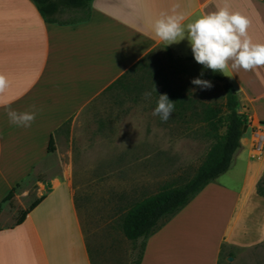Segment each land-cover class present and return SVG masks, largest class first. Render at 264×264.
I'll return each instance as SVG.
<instances>
[{
    "label": "crops",
    "instance_id": "obj_1",
    "mask_svg": "<svg viewBox=\"0 0 264 264\" xmlns=\"http://www.w3.org/2000/svg\"><path fill=\"white\" fill-rule=\"evenodd\" d=\"M223 3L92 0L88 20L63 19L74 24L60 25L47 23L33 0H0V73L9 81L8 89L0 95V203L41 166L60 159L62 128L75 123L110 91L121 103L130 99L144 102V93L151 92L147 100L156 107L158 95L164 94L160 88L155 92L148 86L153 74L161 76L155 69L156 51L165 48L178 59L194 58L187 39L167 45L155 36L153 24L162 13L172 14L178 6L176 12L187 17L186 26ZM227 3L232 12L250 20L248 32L253 42L264 43V0ZM223 75L224 83L234 87L240 112L253 126L264 127V67L252 71L229 67ZM135 83L139 85L135 87ZM9 109L34 111L35 120L30 127H17L9 121ZM52 137L55 151L50 153ZM253 159L242 144L228 172L146 239L140 264H219L222 246L238 245V235L246 231L251 201L263 198L256 193V186L264 163L254 168ZM236 163L243 168L238 190L219 182ZM37 196L36 200L45 198L21 224H17L21 214L14 220L13 210L19 194L2 203L0 264H95L68 164L59 176L40 182ZM6 207L10 219L4 221ZM28 207L20 203L17 210Z\"/></svg>",
    "mask_w": 264,
    "mask_h": 264
},
{
    "label": "rangeland",
    "instance_id": "obj_2",
    "mask_svg": "<svg viewBox=\"0 0 264 264\" xmlns=\"http://www.w3.org/2000/svg\"><path fill=\"white\" fill-rule=\"evenodd\" d=\"M84 16L85 12L67 10L60 18ZM156 55L159 80L164 76L168 85L184 87L199 101L225 103L224 81L208 80L213 85L210 89L191 83L195 78L204 79L202 65L178 59L165 48H159ZM119 100L110 91L75 123L62 128L58 137L60 159L41 166L19 186V200L13 208L17 220L21 214L17 205L30 206L38 198L40 182L59 176L68 164L81 225L95 264H134L139 249H134L133 242L121 232V215L133 202L158 192L162 186L185 182L201 165L212 143L204 136L205 126L200 122L186 123L173 113L162 127L160 117L152 114L151 101ZM241 143L255 158L252 167L264 163L263 126H253L248 120ZM242 180V164L236 163L219 182L238 190ZM251 206L246 231L238 235V245L222 246L219 264H264V198L254 197ZM4 215V221L10 219L8 207ZM229 253L233 257H227Z\"/></svg>",
    "mask_w": 264,
    "mask_h": 264
},
{
    "label": "trees",
    "instance_id": "obj_3",
    "mask_svg": "<svg viewBox=\"0 0 264 264\" xmlns=\"http://www.w3.org/2000/svg\"><path fill=\"white\" fill-rule=\"evenodd\" d=\"M33 1L47 23L60 25L74 24L73 21L60 18L64 10L85 12L82 21L88 20L92 3V0ZM188 60L195 61L194 58H188ZM144 62L145 59L135 65L133 69L139 68ZM202 72L203 76L201 77L206 80L218 82L225 80L224 75L219 72H213L206 68ZM148 79L150 88H154L155 85L156 89L160 88L171 101L176 102L173 112L175 116L186 123L189 121L202 123L205 126L204 136L209 138L212 143L201 165L185 182L180 185L166 184L162 186L158 192L133 202L121 215L119 222L121 232L127 240L133 242L134 249H139L134 264L141 263L145 241L148 237L185 208L206 186L231 169L235 154L242 148L243 127L248 125V118L240 112V102L231 84L224 85L225 103L211 104L195 99L192 94L186 92L184 87H171L165 78L159 80L158 75L153 74ZM138 85L135 83V87ZM110 88H114V84ZM48 151L50 153L55 151L53 137L50 140ZM17 187L11 190L2 203L14 198ZM256 193L264 198V171L257 182ZM44 198L45 196L41 197L26 210H23L17 224H21ZM2 203H0V213L2 212ZM221 256L222 253H220V258ZM227 257H233V255L229 253Z\"/></svg>",
    "mask_w": 264,
    "mask_h": 264
},
{
    "label": "clouds",
    "instance_id": "obj_4",
    "mask_svg": "<svg viewBox=\"0 0 264 264\" xmlns=\"http://www.w3.org/2000/svg\"><path fill=\"white\" fill-rule=\"evenodd\" d=\"M176 7H173L172 14L162 13L153 24L155 36L167 42V45L187 39L194 60L204 68L221 74L229 67L237 71L264 67V43L253 42L248 32L250 20L239 12H232L227 0L216 11L202 15L186 26L183 24L186 15L177 13ZM191 83L202 89L213 86L210 81L200 78L193 79ZM8 87V78L0 73V95ZM151 95V92H145L144 98L149 99ZM175 103L167 94H160L152 114L167 122L174 112ZM7 115L10 123L17 127H30L36 117L34 111L18 112L11 109Z\"/></svg>",
    "mask_w": 264,
    "mask_h": 264
},
{
    "label": "water",
    "instance_id": "obj_5",
    "mask_svg": "<svg viewBox=\"0 0 264 264\" xmlns=\"http://www.w3.org/2000/svg\"><path fill=\"white\" fill-rule=\"evenodd\" d=\"M247 129H248V125H245V126L243 127V132L247 131Z\"/></svg>",
    "mask_w": 264,
    "mask_h": 264
}]
</instances>
